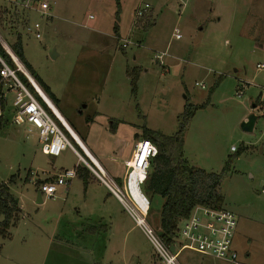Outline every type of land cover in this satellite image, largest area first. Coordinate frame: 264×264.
<instances>
[{
    "label": "rangeland",
    "instance_id": "obj_1",
    "mask_svg": "<svg viewBox=\"0 0 264 264\" xmlns=\"http://www.w3.org/2000/svg\"><path fill=\"white\" fill-rule=\"evenodd\" d=\"M42 1L50 17L28 13L40 24V39L25 33L26 11L3 0L0 36L12 45L20 35L25 63L102 170L114 182L119 177L115 184L124 190L123 160L142 127L171 135L185 102L203 105L184 130V157L215 173L230 160L220 188L223 208L236 218L232 247L241 261L264 264V102L256 99L264 88V69L256 67L264 63V0H119L121 36L112 28L115 0ZM134 68L141 71L133 91L127 71ZM251 113L257 119L245 132L241 123ZM27 129L10 120L0 128V182L11 181L21 209L9 229L17 264H161L142 228L91 169L85 167L86 184L76 175L57 186L54 198L37 202L43 180L84 163L69 148L44 155ZM231 147L244 149L236 154ZM151 203L145 220L158 234L163 199ZM184 245L176 237L168 247L179 264H228Z\"/></svg>",
    "mask_w": 264,
    "mask_h": 264
},
{
    "label": "built area",
    "instance_id": "obj_2",
    "mask_svg": "<svg viewBox=\"0 0 264 264\" xmlns=\"http://www.w3.org/2000/svg\"><path fill=\"white\" fill-rule=\"evenodd\" d=\"M18 10L26 11L22 15L25 22L23 28L27 35L40 39V24L28 20L29 12H36L41 17H50V7L43 4L42 0H3ZM148 5L145 4V7ZM143 15L142 10H137L136 17ZM91 17V16H90ZM9 30H13V25L17 21V16L11 17ZM7 25V21L3 22ZM175 39L180 38L177 29L174 31ZM125 47L126 45H122ZM163 55L156 56L160 59ZM258 69H264V63H257ZM20 73L22 79L17 75ZM204 87L202 83H196ZM42 90L43 94L40 92ZM261 99L264 102V88L261 90ZM50 103H49V101ZM53 102L44 92L42 87L28 71L24 64L17 58L11 45L0 36V122L10 120L15 125L27 126V132H35L38 136L40 150L44 155L56 157L69 148L84 163V166L91 169L100 182L105 184L114 196L123 203L129 213L133 216L136 225L142 228L144 235L152 244L157 259L161 264H179L176 254L173 253L155 231L146 223L145 217L148 210V200L144 211L134 210L133 203L127 191L130 179H134L137 188L144 183L149 169L150 160L157 154L156 146L147 139H138L133 146L129 159L123 160L126 168L125 185L126 190L120 189L113 179L106 172L101 171L91 159L89 162L79 154L68 138L71 137L69 131L64 126L60 117L50 106ZM72 139V137H71ZM73 140V139H72ZM74 141V140H73ZM75 143V141H74ZM76 144V143H75ZM232 151L236 149L231 147ZM89 158V157H88ZM76 176V168L63 169L54 175L53 180L39 185L38 191L45 198L56 196L57 186L67 185ZM264 192V187L261 190ZM139 211V212H137ZM236 228L235 214L224 208L213 209L204 206H195L188 218L178 227V237L185 244L183 247L193 249L204 255H209L215 259L228 264H244L232 248V240Z\"/></svg>",
    "mask_w": 264,
    "mask_h": 264
},
{
    "label": "trees",
    "instance_id": "obj_3",
    "mask_svg": "<svg viewBox=\"0 0 264 264\" xmlns=\"http://www.w3.org/2000/svg\"><path fill=\"white\" fill-rule=\"evenodd\" d=\"M115 4V20L112 28L113 33L117 35L119 31V0H115ZM11 48L28 71L30 70L29 72L39 83L53 104L56 103V98L51 93L50 89L34 75L29 65L25 63L20 35H17V39L11 45ZM140 71V68L127 71L133 91L136 88V80L138 79ZM256 99L260 101L261 94L258 95ZM256 104H258V102H256ZM202 107L203 105H194L185 102L181 113L177 117V129L171 135H165L158 131L150 130L145 126L142 127V133L140 135L142 139L150 140L157 148V154L150 160L147 176L144 183L140 186V190L149 202L148 213L152 208L151 201L154 196H160L163 199L159 212L158 236L168 247L173 244L174 239L178 237L179 224L188 218L195 206L200 205L213 209L223 208L224 199L220 188V182L224 170L229 168L230 160L224 163L221 172L215 173L189 165L184 157V130L195 111ZM1 126L2 123L0 122V128ZM75 145L80 150L77 143ZM243 149L244 148L235 150L236 154H239ZM81 154L84 159L89 162L82 151ZM87 172L88 170L85 166L76 167V175L81 177L85 184L88 179ZM51 180L46 179L43 181L47 182ZM10 182L11 181L0 182V237L2 238L8 236L9 228L18 221V217L21 213L18 199L10 192L8 185ZM115 182L118 184L121 183L118 178L115 179Z\"/></svg>",
    "mask_w": 264,
    "mask_h": 264
},
{
    "label": "bare ground",
    "instance_id": "obj_4",
    "mask_svg": "<svg viewBox=\"0 0 264 264\" xmlns=\"http://www.w3.org/2000/svg\"><path fill=\"white\" fill-rule=\"evenodd\" d=\"M40 90V89H39ZM40 92L43 94L42 90H40ZM49 101V100H48ZM50 103V101H49ZM50 106L54 109L55 113L60 117V119L62 120L64 126L66 127V129L69 131L72 139H74L76 141V143L78 144V146H80V148L86 153V155H88V157L93 161V163L101 170V166L99 165V163L97 162V160L95 159V157H93V155L89 152V150L87 149V147L82 143V141L80 140V138L78 137V135L72 130V128L68 125V123L62 118V116L59 114V112L57 111V109L55 108V106H53L52 104H50ZM129 196L131 198V201L133 203L132 207L134 208V210H143L146 207V199L144 198V196L141 194V191H139V189L137 188L134 179H130L129 182V187L127 189ZM139 212V211H137Z\"/></svg>",
    "mask_w": 264,
    "mask_h": 264
},
{
    "label": "crops",
    "instance_id": "obj_5",
    "mask_svg": "<svg viewBox=\"0 0 264 264\" xmlns=\"http://www.w3.org/2000/svg\"><path fill=\"white\" fill-rule=\"evenodd\" d=\"M120 31V29H119ZM118 31V34L120 35V32ZM121 36V35H120ZM53 94V93H52ZM54 95V94H53ZM55 97V96H54ZM3 124V123H2ZM79 138H81L79 135H78ZM82 141L86 142L85 139L81 138ZM86 145V144H85ZM87 146V145H86ZM88 148V147H87ZM89 149V148H88ZM90 150V149H89ZM91 152V150H90ZM93 154V153H92ZM93 156L97 159V157L95 156V154H93ZM98 160V159H97ZM98 162V161H97ZM100 163V162H99ZM100 165V164H99ZM102 166V165H101ZM103 167H101L102 169ZM88 173V172H87ZM88 175V174H87ZM78 176V175H77ZM79 177V176H78ZM89 177V175H88ZM115 178H118L120 179L119 177H115ZM17 224V221L16 223L12 226H16ZM11 229V228H9ZM95 229V228H94ZM235 234V233H234ZM17 247V237H14L10 230H8V236L6 238H2L0 237V264H17V255L14 253V251L12 250H15V248ZM233 248V247H232ZM235 250V249H234ZM17 251V249H16ZM247 258L249 257L248 253L246 254ZM246 258V259H247ZM242 262L244 264H258V263H254V262H246L245 260H242ZM261 264V263H260Z\"/></svg>",
    "mask_w": 264,
    "mask_h": 264
},
{
    "label": "water",
    "instance_id": "obj_6",
    "mask_svg": "<svg viewBox=\"0 0 264 264\" xmlns=\"http://www.w3.org/2000/svg\"><path fill=\"white\" fill-rule=\"evenodd\" d=\"M252 107H254V104H252ZM256 119L257 116L254 113L249 114L246 119L241 123V129L245 132H251L253 130ZM78 147L80 148V146ZM80 150L83 152L84 156L89 160L90 158H88L85 152L81 148ZM37 202L41 203V194L39 191L37 192Z\"/></svg>",
    "mask_w": 264,
    "mask_h": 264
}]
</instances>
